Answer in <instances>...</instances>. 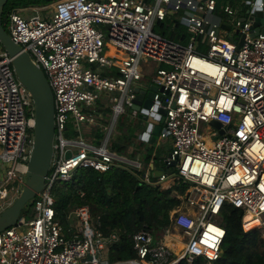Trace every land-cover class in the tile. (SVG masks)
Masks as SVG:
<instances>
[{
	"label": "built area",
	"instance_id": "built-area-1",
	"mask_svg": "<svg viewBox=\"0 0 264 264\" xmlns=\"http://www.w3.org/2000/svg\"><path fill=\"white\" fill-rule=\"evenodd\" d=\"M247 1L237 10L222 9L233 24L229 35L210 20L217 16L216 0H57L50 15L25 14V8L7 15L8 36L43 72L52 91L54 137L44 188L32 201L35 215L28 221L21 215L0 232V264H179L198 258L211 264L221 256L225 231L218 216L224 204L243 212V232L257 229L264 238V35L250 37L253 11L245 14ZM167 20L184 27L186 43L153 31ZM196 43L205 50L196 49ZM106 47L118 52L119 60L106 55ZM144 59L157 64L150 76L157 90L150 107L140 110L147 117L165 111L158 138L170 140L171 155L164 166L176 162L174 177L163 171L156 183L179 179L192 187L169 214L162 239L154 245L150 232L138 231L132 235L135 257L110 262L107 251L116 231L103 237L87 206L69 212L64 229L56 220L51 190L70 182L78 170L104 173L128 165L107 144L125 109L138 113L133 110L135 85ZM101 94L107 97L103 109L109 110L111 123L100 145L89 146L80 125L102 120L100 111L90 109ZM33 117L31 95L1 50L0 211L24 185ZM209 121L221 125V136H204ZM142 178L150 183L148 172Z\"/></svg>",
	"mask_w": 264,
	"mask_h": 264
},
{
	"label": "trees",
	"instance_id": "trees-1",
	"mask_svg": "<svg viewBox=\"0 0 264 264\" xmlns=\"http://www.w3.org/2000/svg\"><path fill=\"white\" fill-rule=\"evenodd\" d=\"M53 2L40 0H8L2 9L1 22L16 9L31 6L49 5ZM153 31L164 39L185 43L184 27L170 21L159 22ZM105 54L119 60V53L113 48L106 47ZM113 75L116 73L113 72ZM102 132L97 130L95 144L102 139ZM74 135V133H70ZM144 143H139V150ZM153 148H147L143 159V169L150 160ZM120 153L124 151L119 149ZM157 157V156H156ZM155 157V158H156ZM154 158V159H155ZM157 160V158L155 159ZM137 170L130 165L113 167L99 173L92 169L78 170L71 181L55 186L51 190L53 208L56 220L67 228L66 217L74 208L87 206L94 224L103 237H108L114 231L117 240L112 242L107 251L110 262L123 261L135 257L132 250V235L145 230L152 233L155 230H165L169 225V213L180 207V197L185 196L188 187L181 181L175 180L167 188H162L157 179L151 174L149 181H143L144 170ZM23 213L31 212L33 204L28 203ZM34 211V209H33ZM35 213V212H34ZM243 212L224 204L219 212L218 222L225 231L221 244L220 258L211 264H264V238L257 229L243 232L241 218ZM179 264H208L198 258L192 263L182 260Z\"/></svg>",
	"mask_w": 264,
	"mask_h": 264
},
{
	"label": "water",
	"instance_id": "water-1",
	"mask_svg": "<svg viewBox=\"0 0 264 264\" xmlns=\"http://www.w3.org/2000/svg\"><path fill=\"white\" fill-rule=\"evenodd\" d=\"M8 0H0V48L11 59V66L14 75L21 85H23L31 95L34 107L33 117V143L26 164L25 181L22 190L18 193L17 198L7 208L0 212V232L15 225L20 217L24 207L31 203L34 198L43 190L44 180L48 174L52 156H53V137H54V100L53 94L49 87L48 81L43 72L32 63L29 56L22 52L8 36L2 26L1 16L2 9ZM46 2H55L57 0H40ZM255 5L262 4V8ZM253 11L248 17L251 22L250 37L264 35V0H249L244 6L245 14ZM240 20L244 22L245 17L242 13ZM243 37L238 40L237 47L241 46ZM236 42V40L234 41ZM156 87L149 84L145 90L139 87L135 88L136 96L133 110L140 112L142 121L147 123L145 131L141 136L148 138L149 135L159 136L163 122L164 110H159L154 116L147 117L144 108L150 107ZM143 108L140 110V108ZM215 122V121H213ZM152 123H155L153 125ZM220 128L221 125L215 122ZM170 152L166 158H170ZM70 157V151L66 152L65 158ZM175 161H172L168 168L175 167ZM167 168H164L166 171ZM159 172L156 175H160Z\"/></svg>",
	"mask_w": 264,
	"mask_h": 264
},
{
	"label": "rangeland",
	"instance_id": "rangeland-1",
	"mask_svg": "<svg viewBox=\"0 0 264 264\" xmlns=\"http://www.w3.org/2000/svg\"><path fill=\"white\" fill-rule=\"evenodd\" d=\"M216 2H217V10H216L217 16H215V17L210 16V20L219 24L220 33H223V31H222V29H223V30H226L228 32V35H229V33L232 32L233 24H232V22H230L228 20L229 18L226 17L222 13V9L226 5H230L232 8L237 10L243 5V0H216ZM53 5H54V2L49 4V5L31 6V7L25 8L22 12L25 14H28V13H31L32 10H38V12H40L43 15H50L52 13ZM4 29H5V31L8 32V30H6V27H4ZM184 32H185V30H184ZM223 37L228 39V37L226 35H223ZM186 41H187V37L185 39V43H186ZM195 48L200 50V51L205 50V47L201 44H198V43H196ZM1 50L2 49L0 48V51ZM142 61H144L145 65H148L147 67H145V65L143 66V64H142L143 62H141V65L143 66L142 78H143V80L150 81V76L154 72L155 68L157 67V64L154 63L153 61H151L150 59H144ZM99 100H100L101 106L105 105L106 101H107V97H105L104 94H101V98ZM90 109L95 110L96 106L95 105L91 106ZM105 111L107 113V121H104L102 123L101 127L97 126L96 124H93L92 126H86V124H82L81 129H80L81 133L83 134L85 131H87L90 134H95L98 129H101L103 131L102 139H101V142H102V140L106 136L107 128L110 126V123H111V114L107 108L105 109ZM85 113H86V111H85ZM141 116L142 115L140 114V112H138L137 116H136L137 120H133L131 118L129 119L128 118V117H130L129 110L125 109L124 114L119 117L120 119L118 118V120L116 121V123L112 127L111 133H110L109 138H108L107 147L109 150L110 149L113 150L116 156L122 154V153H120L119 146H118L119 142L122 141L121 137H120L121 133H123V131H125V129L128 127H129L128 129H130L131 131H135V133H134L135 135L132 137V141H131V142H134L135 141L134 139L137 138L136 137L137 132L141 131L145 127V122L142 121ZM103 127H106V129H104ZM203 127H204L203 124H200L199 130L202 131ZM211 132H212L211 129L208 126H206V128L204 129V136L210 135ZM129 134L131 135V133H128L127 138L129 136ZM116 136H118V138H119L118 139V145L115 141ZM158 139H159L158 137L153 136L152 140L150 141V146H152V148H153V150L157 156V160L158 159L164 160V158L168 154L167 144L163 142L164 141L163 139H159V142H161V146L158 145ZM124 140H126V139H124ZM126 149L127 148H124V150H126ZM128 151H133V148L128 147ZM138 170H141V169H138ZM175 172H176L175 168H167L166 169V174L169 176V179H172L174 177ZM24 181H25V176H24ZM184 184L188 187L189 190L191 189V187H192L191 184H189V183H184ZM160 185L162 188H167V185H162V184H160ZM169 186H170V184H169ZM21 190H22V188H21ZM19 192H14V193H11L9 195V204L13 203V201L17 198ZM24 209H23V211H24ZM23 211L21 212L20 216L21 215L25 216L27 221L35 215L33 209H31V212H27V214L23 213ZM92 223H93V221H92ZM151 235H152V242L155 245L160 239H162V237L164 235V230H155L151 233Z\"/></svg>",
	"mask_w": 264,
	"mask_h": 264
},
{
	"label": "crops",
	"instance_id": "crops-1",
	"mask_svg": "<svg viewBox=\"0 0 264 264\" xmlns=\"http://www.w3.org/2000/svg\"><path fill=\"white\" fill-rule=\"evenodd\" d=\"M149 84H151L150 81L143 80V78L141 77V79L136 83L135 88L139 87L141 90H145ZM95 106H96V109L94 110V112L100 111L103 114L102 120L98 121V123H96L97 126L101 127L102 123L104 121H107V113H106L105 109H103V105L101 106L100 101L98 103H96ZM129 113H130V111H129ZM136 116L137 115H131L130 114V117H128V118L129 119L131 118L133 120H137ZM141 118H142V116H141ZM152 124L155 125V123H152ZM81 126L82 125H80V129H81ZM146 126H147V123H145V127L141 131L137 132V134H136L137 138L134 139L135 141L133 140L134 142H131V141H132V137L135 135L134 134L135 131H131L130 129H128L129 127L126 128L125 131H123V133H121V135L119 134L121 137V140H122L119 142V145H118V139H119L118 136L119 135L116 136V138H115V141H116L117 145L119 146V149L127 148L126 150L122 151V154L118 155V157L133 168H135L134 163H140V165H141L140 169L141 170L143 169V159L148 152L147 148L150 147V141L152 140V137H153L152 135H149L148 138H145V139L140 138L141 134L145 131ZM98 130H100L103 133V131L101 129H98ZM128 133H131V135L129 134V136L127 138ZM68 137L70 139H73L75 136L70 135V132H69ZM81 139L89 146H98L101 143V141H100L99 144H95L96 136L94 134H90L87 131H85L83 134L81 133ZM124 139H126V140H124ZM163 140H164L163 142L167 144V149H168V153H169V151H170V140L168 138L163 139ZM139 143H144V145H142L139 150H136V147L139 146ZM158 145L161 146V142H159V139H158ZM128 147H132L133 151H128ZM110 151L113 154H115L113 150L110 149ZM150 156H151L150 160L148 161L147 164H145V169H143L144 170L143 172L144 173L148 172L149 178H150V175L152 174L157 179L158 175H156V174H158L159 172H163L164 168H166V167H164V160L166 157L164 158V160H162V159L155 160L157 157H156L154 150H152ZM144 173L142 175H144ZM169 184H170V186L172 185L171 180H168V181H165L164 183H162V185H167V187H169ZM173 250H175V246H173Z\"/></svg>",
	"mask_w": 264,
	"mask_h": 264
},
{
	"label": "bare ground",
	"instance_id": "bare-ground-1",
	"mask_svg": "<svg viewBox=\"0 0 264 264\" xmlns=\"http://www.w3.org/2000/svg\"><path fill=\"white\" fill-rule=\"evenodd\" d=\"M207 126L211 129L212 132H211L210 135L205 136L206 138H208L210 140V139H215V138L221 136L222 131L220 130V127L217 124H215V122L209 121ZM178 208L179 207L175 208L171 213L176 211ZM174 246H175V250L174 251L177 252L179 250L180 246L178 244H176Z\"/></svg>",
	"mask_w": 264,
	"mask_h": 264
}]
</instances>
